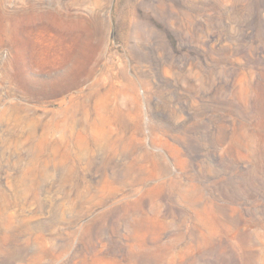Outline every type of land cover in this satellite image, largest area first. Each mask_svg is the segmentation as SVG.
<instances>
[{"label": "rangeland", "instance_id": "obj_1", "mask_svg": "<svg viewBox=\"0 0 264 264\" xmlns=\"http://www.w3.org/2000/svg\"><path fill=\"white\" fill-rule=\"evenodd\" d=\"M0 264H264V0H0Z\"/></svg>", "mask_w": 264, "mask_h": 264}, {"label": "bare ground", "instance_id": "obj_2", "mask_svg": "<svg viewBox=\"0 0 264 264\" xmlns=\"http://www.w3.org/2000/svg\"><path fill=\"white\" fill-rule=\"evenodd\" d=\"M65 19L68 21L70 20L68 17H65ZM18 33L23 34L20 27H19ZM59 34H60V40L58 41V44L55 45L52 58L56 57L54 56L55 54H59L60 56L67 57V59L70 58V61H73L74 56H75L74 30L65 26L59 30ZM28 50L29 49L23 48L21 46L17 48L16 54L19 55L20 58L22 59L19 67L20 69L22 68L25 70L33 71V67L28 58V56H30L31 53L28 54L29 52Z\"/></svg>", "mask_w": 264, "mask_h": 264}]
</instances>
